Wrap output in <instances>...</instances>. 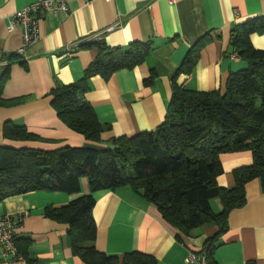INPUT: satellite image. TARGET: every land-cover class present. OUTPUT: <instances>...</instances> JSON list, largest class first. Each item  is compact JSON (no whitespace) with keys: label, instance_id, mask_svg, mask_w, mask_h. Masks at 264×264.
Wrapping results in <instances>:
<instances>
[{"label":"crops","instance_id":"crops-1","mask_svg":"<svg viewBox=\"0 0 264 264\" xmlns=\"http://www.w3.org/2000/svg\"><path fill=\"white\" fill-rule=\"evenodd\" d=\"M36 0H0V58L17 54L25 67L15 62L2 88V98L25 97L14 106H0V146L51 150L63 146L105 149L118 136H132L155 129L164 120L173 80L195 91L222 90L231 72L244 69L230 47V30L250 18L264 16V0H65L67 14L40 15L38 37L24 44L22 27L7 31L14 11ZM118 22L108 31L106 28ZM204 35L211 40L199 53L190 74L176 75L186 52ZM95 37L112 48L131 42L150 43L151 51L143 63L120 69L108 79L93 75L88 82L86 100L96 117L109 125L98 142L68 128L52 108L50 91L83 77L96 56L94 47L73 45ZM250 42L264 50V34L253 33ZM6 61H0V67ZM154 69L152 85L143 80ZM24 126L34 140L10 141L3 138L4 123ZM222 173L216 177L221 187L233 186L232 170L252 162L247 151L220 155ZM88 191L81 180L79 193L39 189L8 196L0 201V215L27 214L16 233L24 243V261L0 264H85L71 250L67 225L44 215L47 206L59 207ZM91 215L96 226L92 245L107 255L121 256L138 251L153 256L156 264H188L190 251H200L218 228L206 224L184 235L166 222L156 208L130 187L99 190ZM245 204L227 216V227L214 239L213 264H264V194L257 179L245 185ZM220 211L217 199L210 201Z\"/></svg>","mask_w":264,"mask_h":264},{"label":"trees","instance_id":"trees-1","mask_svg":"<svg viewBox=\"0 0 264 264\" xmlns=\"http://www.w3.org/2000/svg\"><path fill=\"white\" fill-rule=\"evenodd\" d=\"M253 33L264 34V16L250 18L230 30L232 52L247 66L231 72L222 90L195 91L173 80L164 120L153 130L114 137L105 149L0 146V201L39 189L79 193L84 178L86 193L65 205L47 206L44 215L67 225L71 250L85 264H156L149 254L107 255L92 245L96 235L91 215L93 193L99 190L128 186L178 232L187 235L196 227L213 224L217 236L226 229L229 212L245 204L247 182L257 179L264 194V50L252 46ZM210 40L204 35L190 47L176 75L192 72L200 50ZM76 47H94L96 56L81 79L52 88L50 104L68 128L98 142L109 125L98 120L86 100L90 77L108 79L120 69H132L144 62L152 47L149 42H131L124 48H112L95 37ZM0 61H6L0 67V106L20 104L25 97L4 99L2 88L10 66L17 62L25 67V62L17 54L2 56ZM155 77L156 72L150 69L143 83L152 85ZM2 135L10 141L36 138L24 126L10 122L4 123ZM242 151L251 154L252 162L232 170V187L219 186L220 155ZM212 199L218 200L219 212L212 210ZM214 237L206 241L208 264H213L210 242ZM15 241L23 254L25 242Z\"/></svg>","mask_w":264,"mask_h":264},{"label":"built area","instance_id":"built-area-1","mask_svg":"<svg viewBox=\"0 0 264 264\" xmlns=\"http://www.w3.org/2000/svg\"><path fill=\"white\" fill-rule=\"evenodd\" d=\"M104 1L109 2L111 0ZM169 1L172 2L173 0ZM67 12L68 6L65 0H36L11 14L8 20L7 31L11 32L16 25H20L22 27V40L24 44H28L38 37V21L41 14H67ZM117 25L118 22L108 26L105 31L111 30ZM78 44L73 45L70 49L75 48ZM26 214L27 212L17 215H0V250L1 256L6 261L14 262L25 260L16 245L15 237L21 220ZM186 262L188 264H208L206 249L190 251L186 256Z\"/></svg>","mask_w":264,"mask_h":264}]
</instances>
